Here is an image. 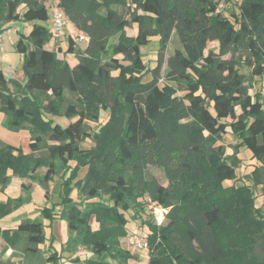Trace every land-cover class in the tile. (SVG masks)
Masks as SVG:
<instances>
[{
	"label": "trees",
	"instance_id": "16d2710c",
	"mask_svg": "<svg viewBox=\"0 0 264 264\" xmlns=\"http://www.w3.org/2000/svg\"><path fill=\"white\" fill-rule=\"evenodd\" d=\"M221 1L232 2L57 0L52 6L88 37L84 48L69 37L65 52L78 60L72 66L58 56L61 46H47L54 30L49 0H0V35L15 21L32 24L15 45L25 55L24 84L13 80L12 89L0 69L3 124L31 132L29 152L0 139V191L19 176L43 185L49 196L48 182L61 172L67 176L70 160L89 165L78 184L82 207L69 195L66 177L60 201L41 209L40 217L23 218L12 229L0 226L11 248L24 239V252L38 254L46 242L44 220L57 218L60 205L71 239L91 252L82 264H126L135 257L121 245L128 235L126 212L138 217L151 199L168 208L165 224L144 221L151 264H260L261 209L252 187H223V180L236 179L241 161L237 147L226 154L218 142L230 128L262 163L252 179L255 186L263 183V96H251L252 83L237 64L250 65L253 78L264 75V0H239L232 18L220 10ZM134 24L135 36L127 35ZM174 33L180 47L165 60ZM152 35L159 49L149 68L141 47ZM210 41L219 42V52L206 53ZM102 111L108 117L92 133L88 123L99 121ZM45 114L67 115L71 122L62 126ZM89 138L94 144L84 148ZM152 166L164 171L166 185L150 173ZM40 168H47L45 174H37ZM22 188L26 196L0 202V220L32 201L30 185ZM91 214L98 230L90 227Z\"/></svg>",
	"mask_w": 264,
	"mask_h": 264
},
{
	"label": "rangeland",
	"instance_id": "374dc122",
	"mask_svg": "<svg viewBox=\"0 0 264 264\" xmlns=\"http://www.w3.org/2000/svg\"><path fill=\"white\" fill-rule=\"evenodd\" d=\"M239 0H232V2L227 3L221 1L220 10L222 12L232 18L231 12L238 11L237 10V2ZM56 0H49L48 6L51 8L50 13L52 15V9L55 6ZM22 9V6L19 8ZM141 12V11H139ZM69 23V22H68ZM10 29L4 33L2 36V48L0 50V69L3 71L5 77L9 80L10 87L13 89V80L18 81L21 84H24L26 74L24 68L25 55L21 52L15 50V45L17 41L21 37V33L27 35L31 30V25L28 22L23 21H15L10 26ZM69 28V30H68ZM71 29V30H70ZM137 32V25L134 24L132 27L126 28V33L129 36H135ZM53 38L51 42L47 45L50 48H58L60 44L62 52L59 53L60 58H65L69 61V63L73 66L77 62V59L74 54L66 53L65 50L69 44V37L77 38L79 34L78 31H74L72 23L67 25L64 28V31L60 34L58 31H52ZM63 34V35H62ZM60 35H62V39H60ZM77 48H84L85 44L76 43ZM180 47L179 39L176 33L173 34L167 49L165 51V60L171 55L174 54L175 50ZM144 61L146 62L149 68H153L156 66L157 58H158V49H159V38L157 35L150 36L149 43L143 45L141 47ZM209 50H214L215 52H219V42L218 41H210L206 48V53ZM233 56H238L239 54H232ZM231 53L226 54L224 57H230ZM242 60H244L242 58ZM238 69L242 72L243 76H245L247 83H252V87L250 88L251 96H255L257 93H260L263 96V104H264V75L259 77H252V67L250 65L243 64L242 62L237 64ZM167 72V63L163 65L162 68V79L161 84L165 82V75ZM256 78V79H255ZM257 80V81H256ZM174 84V83H172ZM241 109L237 107V113H240ZM3 116V114H2ZM108 117L107 111H102L101 117L97 122H89L88 128L94 133L98 131L101 125L105 122ZM44 119L46 121L53 120L54 122L60 123L62 126H67L71 119L67 115H59V114H45ZM28 137L24 139V137ZM30 137L31 132L27 126L21 128V130H9L1 122L0 117V139L5 141L8 144H12L14 146H19L23 150H30ZM94 143L91 138L86 139L82 146L84 148H89ZM217 144V143H216ZM218 144H223L226 147V154H232L234 152V147H237V157L241 161L239 167L236 168L237 177L234 180H223V187L229 186H250L253 188L255 194V206L256 208H260L261 212L259 213V217L262 221H264V177L263 183L255 186L254 180L252 179V172L262 163L258 161L252 154V151L246 146L240 144L239 137L232 132L229 128L227 132L222 134L221 141ZM41 152H39L40 154ZM226 154L224 156H226ZM71 169L69 170V174L65 176V172H61L56 174L52 180L48 182L49 187V196H46L45 187L40 185L38 182L32 181L30 178H21L19 176L12 177L11 183L5 188L2 192L4 201L11 198H17L19 196H26L25 190L22 188V183L30 185V193L32 196L31 202H26L22 206L18 207L9 215L5 216L0 220V225H4L5 228L6 223H10L14 216L23 218H37L40 217V210L46 207H52L54 203L60 201V193L62 192L61 186L62 182L66 177H70V192L69 195L75 200L81 203V207L83 203V197L80 194V189L78 184L83 183L84 179L89 171L88 164H79L76 160H70L68 162ZM47 168H40L37 171L38 175L45 174ZM75 170V174L72 175L71 170ZM149 171L152 175H155L161 183L167 184V178L164 174V171L158 167H150ZM58 214L57 218L53 221L45 219V241L40 244V252L38 254H28L24 252V239L20 242L17 248H11L5 240L0 237V264H82L83 261L91 255V252L88 248L82 244H77L73 242L71 238L75 235L73 231L70 229L69 222L63 216V210L61 211V206H57ZM149 209L146 208V212H141L138 214V217L133 218V211L126 212V216L129 219L126 228L128 231V235L126 237L121 238V245L125 248H128L135 257H132L128 260L126 264H151L150 258L148 256V248L142 249L137 246L128 245V239L130 234L134 231L141 232L142 238L146 241L145 237L149 232V228L147 224L144 222L145 220L153 219L151 213H149ZM20 220V221H21ZM154 221V220H153ZM167 222V219L158 225H163ZM155 223V222H154ZM89 224L92 230L99 229V222L96 220V216L91 214L89 217ZM157 224V223H155ZM11 225L9 227L16 226ZM258 245L257 255L259 256L260 264H264V229ZM69 249V250H67ZM72 249V250H70Z\"/></svg>",
	"mask_w": 264,
	"mask_h": 264
},
{
	"label": "built area",
	"instance_id": "2783aa9c",
	"mask_svg": "<svg viewBox=\"0 0 264 264\" xmlns=\"http://www.w3.org/2000/svg\"><path fill=\"white\" fill-rule=\"evenodd\" d=\"M68 19L66 15L64 14L63 10L59 7H55L52 10V24L54 27V30L59 33H62L64 28L68 25ZM88 39L87 35L84 33L77 35V40L79 42H84ZM2 48V35H0V50ZM150 213L152 214L155 222L157 224H162L167 217L168 208L164 206L156 205L149 199V204L147 206ZM128 245L130 246H137L142 249L147 248V242L142 238L141 232L134 231L132 234H130L128 239Z\"/></svg>",
	"mask_w": 264,
	"mask_h": 264
},
{
	"label": "crops",
	"instance_id": "0c3cea01",
	"mask_svg": "<svg viewBox=\"0 0 264 264\" xmlns=\"http://www.w3.org/2000/svg\"><path fill=\"white\" fill-rule=\"evenodd\" d=\"M56 2H57V0H56ZM56 2H55V3H56ZM29 23H30V22H29ZM68 24L70 25L71 23L69 22ZM30 25H32V24L30 23ZM72 26H73L74 31H78V30L75 28V26H74L73 24H72ZM68 30H69V28H68ZM70 30H71V29H70ZM63 31H64V30H63ZM60 34H61V33H60ZM3 35H4V33L2 34V36H3ZM62 35H63V34H62ZM62 35H60V39H62V37H63ZM62 45H63V44L61 43L60 46H62ZM67 59H68V58H67ZM76 59H77V58H76ZM77 61H78V60H77ZM77 61H76V62H77ZM2 114H3V113L0 111L1 122L4 121V114H3V116H2ZM27 138H28L27 136L24 137V139H27ZM24 151H25V152H29L30 150H24ZM3 195H4V194H3L2 192H0V202H1V201H4V199H3V198H4ZM20 218H21V217H19V216H14V219H12L10 223H6V225H8V226H6V228H10V229L15 228V227L21 222V221H20V220H21ZM15 224H17V225H16V226H13V227H9V226H11V225H15ZM0 226H1L2 229H6L4 225H0Z\"/></svg>",
	"mask_w": 264,
	"mask_h": 264
},
{
	"label": "bare ground",
	"instance_id": "6f19581e",
	"mask_svg": "<svg viewBox=\"0 0 264 264\" xmlns=\"http://www.w3.org/2000/svg\"><path fill=\"white\" fill-rule=\"evenodd\" d=\"M54 6H55V7H58L57 5H54ZM55 7H54V8H55Z\"/></svg>",
	"mask_w": 264,
	"mask_h": 264
}]
</instances>
